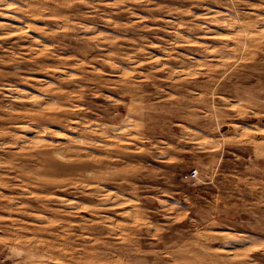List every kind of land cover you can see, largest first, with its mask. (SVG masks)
Here are the masks:
<instances>
[{"label": "rangeland", "instance_id": "rangeland-1", "mask_svg": "<svg viewBox=\"0 0 264 264\" xmlns=\"http://www.w3.org/2000/svg\"><path fill=\"white\" fill-rule=\"evenodd\" d=\"M0 264H264V0H0Z\"/></svg>", "mask_w": 264, "mask_h": 264}, {"label": "built area", "instance_id": "built-area-1", "mask_svg": "<svg viewBox=\"0 0 264 264\" xmlns=\"http://www.w3.org/2000/svg\"><path fill=\"white\" fill-rule=\"evenodd\" d=\"M197 170L196 169H193V170H191V172H190V177H195V176H197Z\"/></svg>", "mask_w": 264, "mask_h": 264}]
</instances>
